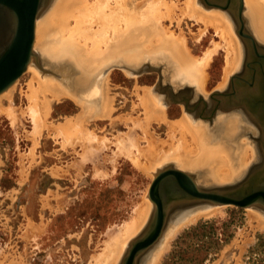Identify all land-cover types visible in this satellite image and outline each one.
Listing matches in <instances>:
<instances>
[{
    "label": "bare ground",
    "instance_id": "6f19581e",
    "mask_svg": "<svg viewBox=\"0 0 264 264\" xmlns=\"http://www.w3.org/2000/svg\"><path fill=\"white\" fill-rule=\"evenodd\" d=\"M215 1L224 2V0L212 2ZM202 2L52 0L49 8L47 7L35 22L32 44L34 56L30 58L25 70L30 75L25 94L23 93L26 98L25 107H16L12 104L16 81L0 93V116L8 119L14 130L23 120L28 119L32 124L31 131L25 135L32 145L27 155L20 154L21 161L26 156L33 161L41 132L46 130L61 149H66L67 146L79 147L76 153L82 162L91 161L94 164L97 157L102 152L109 151L113 145L119 155L125 156L134 167L152 178L161 169L170 165L184 172L201 171L200 173L205 175L203 177L205 181L212 180L217 184L229 183L238 177L252 153L251 147L244 149L242 155L238 156L239 162L233 163L227 139H231L237 133L240 122L238 117L217 116L218 125L215 131H212L213 134H210L204 120L193 117L180 102L178 104L182 105L181 114L170 119L167 117L165 108L167 101L164 99L168 91L162 89L163 87L159 94L149 87L138 85L134 87L137 99V102L131 105L134 115L118 117L128 131L118 132L115 142L107 136L97 135L94 130L87 127L90 121L108 120L110 124L116 121L113 118L114 96L108 94L107 86L102 87L104 82L107 83L109 73V68L106 70L104 68L115 63L122 62L133 67L148 60L167 62L172 65L171 83L175 84L177 79L185 81L188 83L187 86L196 87L202 93L208 80L207 69L213 57L223 51L224 66L217 89L220 91L225 88L226 82L239 67L241 42L230 14L219 8L205 6ZM230 6L233 14L241 7V16L248 20L250 33L257 42L264 44V0H231ZM185 19L200 24L197 32L192 34L195 42H199L209 28L218 39L217 41L212 39L201 55H194L188 45V37L180 25ZM174 26L178 30L174 29ZM65 57H70L80 65L85 73L89 74L88 77L95 74V78H83L85 81L83 80L84 82L76 88L78 94L61 82L60 73L43 67V60H47V64L53 66L54 61L59 62ZM63 71L65 72L64 69ZM130 75L135 74L130 72ZM67 98H71L79 107V113L72 117L66 116L60 122H45L51 103ZM4 101L7 104H3ZM153 124L165 127L164 138L151 130ZM20 167L22 176L24 167L21 163ZM59 171L64 173L60 168H54L52 174L59 176ZM93 171L97 178L107 175L105 170H101L95 164ZM146 197L134 209L128 221L117 230L114 228L107 230V240L104 241L103 248L92 255V260L88 264L119 263L128 243L146 227L152 213L153 204ZM46 202L48 203V200ZM223 208V205H213L198 208L189 215L178 213L163 233L162 242L151 254V260L146 263L143 259V264H157V260L168 249L175 233L201 218L208 219L221 214ZM246 212L250 227L253 230H263L264 215L252 207H247ZM44 228L45 224L34 225L29 222L27 231L24 232L25 237L27 239L35 237L43 232ZM247 241L248 239L244 238L242 242Z\"/></svg>",
    "mask_w": 264,
    "mask_h": 264
},
{
    "label": "rangeland",
    "instance_id": "374dc122",
    "mask_svg": "<svg viewBox=\"0 0 264 264\" xmlns=\"http://www.w3.org/2000/svg\"><path fill=\"white\" fill-rule=\"evenodd\" d=\"M244 19L248 27V20ZM189 21L185 19L180 24L181 29L188 37L192 53L198 56L209 46L212 39L216 41L218 39L209 28L201 38L202 41L195 42L192 34L197 32L200 24ZM173 28L178 30L176 26ZM247 30L250 31L249 28ZM224 55L223 51L215 55L207 69L208 80L204 92L202 91L207 94H202L196 87L187 86L188 83L185 81L177 79L175 84L171 83L172 65L164 61L148 60L133 67L121 62L105 67V70L109 68L108 80L102 87L107 86L108 94L114 96L113 118L116 121L113 124L107 119L90 121L87 127L99 136H107L112 142H115L118 132H127L126 125L119 121L118 117L134 115L131 105L137 102L134 88L136 85L149 87L156 93L162 87L165 89L168 86L174 91L191 89L195 97L207 96L213 91H218ZM43 61L44 68L60 73L61 82L77 94L76 88L85 81L84 77L95 78L94 73L88 77L89 74L87 75L70 57H65L59 62L54 61L53 66L47 64V60ZM141 65L145 69L136 72ZM130 72L135 75H130ZM29 78V73L24 72L16 80L12 97V104L16 107L26 105L24 94ZM101 82L100 80V87ZM227 83L228 81L225 87ZM166 98L164 99L167 101L165 107L167 117L174 119L181 114L182 105L170 103ZM3 104L7 102L4 101ZM79 111V107L71 98L53 101L45 122H60L66 116L77 115ZM218 119L214 124L203 121L210 134L215 131ZM31 126L30 121L26 119L14 130L9 120L0 116V264H88L92 260V255L103 248V243L107 240V230L109 228L117 230L131 218L134 209L143 198L148 197V189L153 178L134 167L125 156L119 155L113 145L109 151L102 152L94 161L98 168L107 172L105 177L97 178L93 174L94 164L91 161L82 162L77 155L79 147L67 146L66 149H61L46 130L41 132L34 151V162L28 156L21 161L20 154L27 155L32 145L30 139L25 137L26 132L31 131ZM243 127L239 126L237 133L231 138L233 140L227 139L233 163L239 162L237 159L244 149L251 147L252 153L241 174L229 183L240 179L254 163L255 148L249 134L252 130ZM151 130L164 138L163 125L153 124ZM20 163L24 167L22 176ZM54 168H60L64 173L59 171V176H55L52 174ZM185 172L195 175L194 180L199 186L209 188L221 185L212 180L205 181L203 179L205 175L200 173L201 171ZM172 219L173 217L168 219V225ZM28 221L34 225L45 224L43 232L27 239L24 232L27 231ZM244 238L248 239L246 243L242 242ZM121 255L123 256L124 252ZM142 260L139 264H143ZM157 262V264H264V229L253 230L250 227L246 208L224 206L221 214L208 219L201 218L175 233L168 249Z\"/></svg>",
    "mask_w": 264,
    "mask_h": 264
},
{
    "label": "water",
    "instance_id": "95a60500",
    "mask_svg": "<svg viewBox=\"0 0 264 264\" xmlns=\"http://www.w3.org/2000/svg\"><path fill=\"white\" fill-rule=\"evenodd\" d=\"M51 1L0 0V93L25 72L30 58L34 56L32 44L35 22ZM202 1L205 6L219 8L230 14L232 21L236 24V34L241 43L246 42L248 46L250 45V50L254 53V56L250 57L252 63H264V54H259L256 50L255 37L252 33L244 31L241 7L233 14L230 11L231 0H224L222 3ZM142 69L145 67H141L136 72ZM131 72L135 71L131 70ZM233 78L232 76L229 80ZM166 90L170 95L168 99L166 98L168 102L176 104L182 102L189 110L186 100H178L170 86L166 87ZM221 96H223L222 93L218 91L209 96L210 100L217 103L212 113L218 108L223 109L219 107L220 100H215V97ZM227 106L230 107V104ZM251 106L255 105H250V109ZM250 112L258 121L262 137H264V112H260L259 109H253ZM260 147L264 153V140L261 141ZM194 178L193 174L178 170L172 165L161 169L154 176L148 189V199L153 204L152 213L146 227L128 243L118 264H139L142 259L146 263L151 260V254L160 246L163 233L170 225L167 224L168 219L180 212L189 215L204 206L231 205L238 208L252 207L264 215V161L257 168L252 164L240 179L228 184L206 188L199 186Z\"/></svg>",
    "mask_w": 264,
    "mask_h": 264
},
{
    "label": "flooded vegetation",
    "instance_id": "af4514ba",
    "mask_svg": "<svg viewBox=\"0 0 264 264\" xmlns=\"http://www.w3.org/2000/svg\"><path fill=\"white\" fill-rule=\"evenodd\" d=\"M209 1H214V0H209ZM243 28L245 32L247 33L250 32L249 30H247L248 27L246 25L245 19H244ZM256 47H257L256 50L259 54H264V49H263L264 44L256 41ZM243 51L246 52L244 53ZM251 56H254V53L250 50V45L248 46L246 42H242L240 64L236 73L231 75V77L233 76L234 78L233 80L228 81L226 87L223 90L218 91L221 92L223 96L215 97V100L217 99L220 100L221 105H219V107L221 106L220 108L223 109L218 108L215 110L214 113H212L213 108L217 105V103L216 101L210 100L209 96L215 91L209 93L207 96L197 95L195 97V94L191 93V91L188 93L190 89H187L186 91L173 90L174 91L173 95H175V97L180 101L186 100L187 107L189 108L192 116L197 118L198 117L202 118L204 122L210 121L211 123L214 124L215 123L214 121L217 119L218 115L237 116L238 119L240 120V122H238L239 126L241 127L244 126L243 128L252 130L249 134L250 137L252 138L255 148V159L253 165L257 168L258 166L260 167L264 161V153L260 147L261 141L264 140L263 139L264 137H262V133L260 131L261 127L259 126L258 121L250 111L253 109L255 110L259 109L260 112L262 111L264 112V63L263 62L260 64L258 62L252 63V58H250ZM235 82H237V84L240 86H238ZM168 96L170 95L166 93V97ZM227 104H230V107L227 106ZM250 105H255V106L254 107L251 106L253 109L252 108L250 109L249 108ZM225 108L226 110H224ZM174 218L175 217H173L172 220H174Z\"/></svg>",
    "mask_w": 264,
    "mask_h": 264
}]
</instances>
